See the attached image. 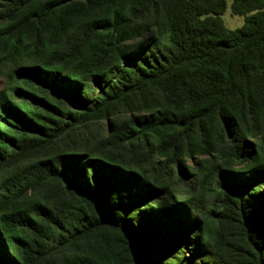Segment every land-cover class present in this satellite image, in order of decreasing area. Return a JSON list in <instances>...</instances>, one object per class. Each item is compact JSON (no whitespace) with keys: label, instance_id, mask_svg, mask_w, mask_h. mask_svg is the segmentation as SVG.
<instances>
[{"label":"trees","instance_id":"obj_1","mask_svg":"<svg viewBox=\"0 0 264 264\" xmlns=\"http://www.w3.org/2000/svg\"><path fill=\"white\" fill-rule=\"evenodd\" d=\"M0 79V264H264V0H0Z\"/></svg>","mask_w":264,"mask_h":264},{"label":"rangeland","instance_id":"obj_2","mask_svg":"<svg viewBox=\"0 0 264 264\" xmlns=\"http://www.w3.org/2000/svg\"><path fill=\"white\" fill-rule=\"evenodd\" d=\"M223 21L227 28L235 30L240 28L244 24V18L239 16H233L228 9L226 14L223 16ZM4 87V81L0 79V89Z\"/></svg>","mask_w":264,"mask_h":264}]
</instances>
